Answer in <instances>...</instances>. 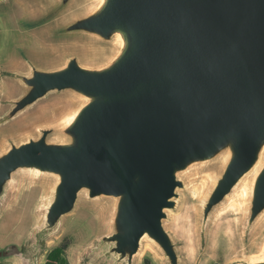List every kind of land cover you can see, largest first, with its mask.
<instances>
[{
	"label": "water",
	"instance_id": "water-1",
	"mask_svg": "<svg viewBox=\"0 0 264 264\" xmlns=\"http://www.w3.org/2000/svg\"><path fill=\"white\" fill-rule=\"evenodd\" d=\"M39 1L45 13L18 20L26 40L0 66V225L34 191L37 202L36 186L53 185L35 217L30 210L23 242L2 254L43 264L68 216L98 202L108 215L78 264H137L146 244L182 264L166 220L182 177L199 166L222 170L202 198L203 236L226 210L255 229L264 217V0ZM15 2L0 0V13ZM106 45L116 52L100 57ZM63 98L68 107L51 102Z\"/></svg>",
	"mask_w": 264,
	"mask_h": 264
},
{
	"label": "rangeland",
	"instance_id": "rangeland-1",
	"mask_svg": "<svg viewBox=\"0 0 264 264\" xmlns=\"http://www.w3.org/2000/svg\"><path fill=\"white\" fill-rule=\"evenodd\" d=\"M43 5L45 3L39 0H16L15 6L10 12L0 13V66L11 63L13 47L26 40L22 34L23 30L17 23L18 20L42 16L46 11ZM32 40L34 39L27 43L35 45L37 42ZM98 48L100 57L110 53L113 55L116 52V46L112 45L98 46ZM65 100L64 98L54 99L51 102H61L64 104L63 107H68ZM209 168L195 167L194 170L182 177L185 182V190H180L179 208L166 220L167 229L180 248L181 263L248 264L252 255L253 260L263 257L264 217L258 222L255 229L248 232L243 222L245 214L241 210H231L227 214L226 210L208 228L206 236H203L202 219L200 218L202 198L209 194L213 177H219L222 171H208ZM32 180L31 177L23 179L22 184L26 187L25 189L32 187ZM52 185L53 182L49 180L42 183L41 186H36L35 189L39 191L37 202H34V195L37 194L34 191L31 194L33 198L25 199L23 207L15 214L6 216L0 225V244H4L6 247L10 244L23 242L31 224L30 210L32 217H35V204L40 203L41 197L51 189ZM109 206V203L88 204L82 202L77 211L68 216L69 219L62 231L55 234L49 241L43 264L46 263L49 253L58 247H66L63 258L69 264H78L79 259L85 256L88 244L99 233V226L105 219L106 213L108 215L107 208L109 209ZM201 217L203 216L201 215ZM219 222L221 226L217 229ZM137 264H168V260L158 247L146 244Z\"/></svg>",
	"mask_w": 264,
	"mask_h": 264
},
{
	"label": "trees",
	"instance_id": "trees-1",
	"mask_svg": "<svg viewBox=\"0 0 264 264\" xmlns=\"http://www.w3.org/2000/svg\"><path fill=\"white\" fill-rule=\"evenodd\" d=\"M65 248L66 247H58L51 251L45 264H69L67 260L63 258Z\"/></svg>",
	"mask_w": 264,
	"mask_h": 264
},
{
	"label": "crops",
	"instance_id": "crops-1",
	"mask_svg": "<svg viewBox=\"0 0 264 264\" xmlns=\"http://www.w3.org/2000/svg\"><path fill=\"white\" fill-rule=\"evenodd\" d=\"M4 244H0V264H23L17 256H5L2 254Z\"/></svg>",
	"mask_w": 264,
	"mask_h": 264
},
{
	"label": "bare ground",
	"instance_id": "bare-ground-1",
	"mask_svg": "<svg viewBox=\"0 0 264 264\" xmlns=\"http://www.w3.org/2000/svg\"><path fill=\"white\" fill-rule=\"evenodd\" d=\"M76 113H74L71 117H73V120H74V118L76 117ZM236 200H238V199H234V200H232V202H231V205H234L235 203H237V201ZM182 209V208H181ZM180 212V211H179ZM223 213V212H222ZM175 214V213H174ZM177 214V213H176ZM174 218V217H173ZM188 218V217H187ZM193 218V217H192ZM183 220V219H182ZM187 220V219H186ZM180 223H181V221H180ZM220 226H221V224H220V222L218 223V228L217 229H219L220 228ZM180 228V226L178 227V229ZM173 231V230H172ZM264 252V251H263ZM184 254V253H183ZM255 262H257V263H259V262H264V254H263V257H261V258H259V259H255L254 260Z\"/></svg>",
	"mask_w": 264,
	"mask_h": 264
}]
</instances>
